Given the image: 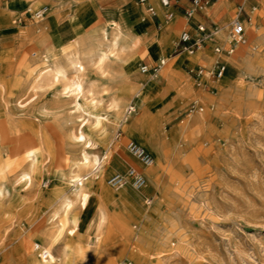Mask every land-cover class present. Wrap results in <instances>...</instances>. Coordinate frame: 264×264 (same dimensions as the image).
Masks as SVG:
<instances>
[{"label":"bare ground","instance_id":"bare-ground-1","mask_svg":"<svg viewBox=\"0 0 264 264\" xmlns=\"http://www.w3.org/2000/svg\"><path fill=\"white\" fill-rule=\"evenodd\" d=\"M25 1L29 12L45 5L46 16L55 14L58 18L70 14L78 16L87 8L86 0L83 5L78 0ZM65 7L71 9L63 13ZM9 11L15 13L13 8ZM235 17L212 30L204 26L202 43L219 39L220 46H227L233 42L229 26ZM13 19L19 27L15 35L17 46L33 41L37 50L19 63L20 60L14 59L15 49L0 48V118L5 120L10 136H21L29 130L36 145L14 155L4 153L7 150L3 151L0 146L1 264H87L91 246L110 239L111 229L124 234L126 241L118 242L114 247L115 258L101 261L116 264L121 251H128L133 257L137 252L128 240L132 236L134 239L135 233L129 224H138L147 215L143 196L148 191L157 192L165 171L170 173L163 166V163H170V152L176 150L180 154L193 147L201 149L200 136L211 121H217L223 102L230 99L234 80L244 78L257 64L251 53L260 44L262 30L253 25L255 39L249 45L247 42L237 45L236 49L243 53L240 59L232 57L235 53L228 56L215 51L218 59L214 62L216 57L206 56L202 48L183 49L175 57L169 53L160 55L159 60L163 59L164 64L153 77L137 69L136 46L140 39L143 40L144 25L151 20L147 12L143 16L120 14L119 18H111L94 28L88 26L95 17L85 20V31L77 37L69 29L61 31L64 41L61 45L55 40L50 41L44 22L22 26L17 23V17ZM238 19L247 34L248 24ZM183 58L193 62L203 60L208 68L213 63V68L223 65L224 71L217 80L223 77L226 65L237 73L225 85L217 82L218 91L210 93L204 86L196 89L201 82L196 81L194 86L189 75L180 70ZM143 75L148 82L142 81ZM158 75L160 81L168 83L169 90L175 89L177 96H184V101L189 104L185 121L169 129L148 112V107L154 104L149 103L151 92L159 82L155 80ZM198 101L205 104V112H199L204 108L195 107ZM140 110L143 113L137 116L135 113ZM133 114L135 117L128 122ZM31 119L36 123H30ZM46 122L56 126L60 122L65 126L60 129L69 145L64 169L56 170L51 162L43 163L54 157L53 145L44 128ZM118 129L133 138L129 141L151 157V162L138 171L143 180L139 187L130 181V168L120 171L126 164L113 155L110 147ZM100 148L104 151L102 156L96 152ZM114 176L119 178L117 183L111 181ZM34 191L35 200L26 202L25 193ZM93 200L97 201L94 212L85 222L80 213L88 209ZM130 214L134 216L129 223L124 215ZM83 222L86 224L81 230ZM11 224L29 237L28 247L19 238L15 245L8 247L6 232ZM125 264L133 263L127 260Z\"/></svg>","mask_w":264,"mask_h":264},{"label":"rangeland","instance_id":"rangeland-1","mask_svg":"<svg viewBox=\"0 0 264 264\" xmlns=\"http://www.w3.org/2000/svg\"><path fill=\"white\" fill-rule=\"evenodd\" d=\"M78 2L83 5L85 0ZM26 5L25 0H0V48L8 46L15 49L14 59L20 60L19 63L24 62L37 50V44L31 41L24 46H17L15 35L19 27L14 24L13 18L17 17V23L23 26L45 22L52 16L45 14L44 20H37L33 17L37 7L29 12ZM10 8L15 10L14 14L10 13ZM22 9L24 10L21 11ZM69 9L71 8L65 7L62 12ZM78 16L85 22L96 17V14L86 8ZM253 25L263 32L260 44L251 53L257 64L244 78L234 80L235 90L232 88L230 99L223 102L217 121H211L200 136L201 149L193 147L180 154L176 150L170 152L171 158L168 160L170 163H163L170 173L165 171L161 177L158 190L160 193L148 191L143 196L142 203L147 212L145 220L133 225L131 221L134 215H124L127 220L129 219V223L131 222L129 227L136 235L134 239L132 236L128 241L137 253L130 257L128 251L119 252L121 255L116 264H125L127 260L133 264H264V9ZM253 25L246 27L248 45L256 37ZM6 38L11 39L1 42ZM202 44L204 46L205 42ZM220 45L222 43L211 45L210 49L204 47L202 49L206 56H215V62L218 59L215 47H219L221 53L225 54L223 50L227 46ZM234 53L232 57L235 59H240L243 55L239 49ZM201 61L205 65V62ZM203 64L190 66L183 72L189 75L194 86L196 81L201 82V85L195 86L196 89L204 86L210 93L218 91L217 82L225 85L237 73L226 65L223 77L217 80L209 73L215 68L214 63L210 68ZM139 65L138 63L137 69ZM197 67L205 69L204 75L198 78L194 72H190V68L195 71ZM146 79L147 77L143 75L144 83L148 82ZM155 80L159 82L157 88L151 92L152 101L149 104L152 102L154 104L148 107V112L166 129L182 124L181 122L186 119L189 105L184 101L185 97L181 98L178 94L180 96L178 98L176 90L172 88L169 90L168 83L160 81L159 75ZM234 91H238L237 94H234ZM175 96L177 98L173 101ZM194 105L196 108H204L199 112H205L206 106L202 101ZM142 113L140 110L135 114L140 116ZM135 114L128 122L133 120ZM60 122L58 126L51 122L44 124L53 145L54 157L52 160L45 159L43 163L47 165L51 162L56 170L66 168L65 157L69 149L61 132L65 126ZM0 123V146H3V151L7 150L4 153L14 155L36 145V139L29 130L21 136H10L3 118H0ZM30 123L35 124L36 120L31 119ZM129 139L133 138L124 135L122 129H118L113 134L110 147L113 155L121 158L126 164L121 172L129 168L141 171L140 166L142 167L143 163L127 148ZM96 152L101 156L104 154L101 148ZM130 181H133L132 177ZM24 196L26 202H32L36 198V192L25 193ZM96 203L97 201L93 200L88 209L80 213L85 222L94 212ZM85 222L82 223L81 230L85 227ZM24 234L17 226L12 224L8 226L6 232L8 247L15 245L19 239H23L25 247H28L31 240ZM101 237L103 239L104 236ZM109 238L107 242L102 240L91 246L89 251L91 258L87 264H105L101 260L116 257L114 247L118 242L126 241L125 235L111 229ZM2 254L3 251H0V264Z\"/></svg>","mask_w":264,"mask_h":264},{"label":"crops","instance_id":"crops-1","mask_svg":"<svg viewBox=\"0 0 264 264\" xmlns=\"http://www.w3.org/2000/svg\"><path fill=\"white\" fill-rule=\"evenodd\" d=\"M86 1L87 8L96 14L94 21L88 28L97 27L110 21L111 18L117 19L120 14H138L143 16L147 12L150 15L151 20L144 25L143 40L141 41L140 39L136 46L139 64H147L149 66L156 64L162 54L169 53L171 57H175L184 51L177 50V44L180 40L178 34L181 35L182 32L189 34L191 40L187 43L189 45L197 39L199 34L197 26L199 24L204 25L208 29H213L236 16L250 26L256 23L259 19V13L264 9L263 0H200L193 14L187 17L185 12L192 7L191 0H168L167 5H162L160 0H149L147 3H138L136 0ZM149 6L153 8V12L148 11L147 8ZM257 11L258 13H256ZM51 15L44 22L45 31H47L50 41L55 40L60 45L64 44L61 34L63 29H69L74 37L84 33L85 25L79 16L70 14L63 18H58L55 14ZM44 18L45 16L37 20H44ZM10 39H2L1 42ZM211 43H205L203 46L201 42L197 49L202 47L210 49L211 45L220 43V40L212 39ZM154 45L155 47H150ZM2 47L11 49L8 46ZM181 64L180 70L186 71L185 69L190 66L203 64V62L201 60L199 62L186 61L183 58V63ZM135 80L138 81L139 78L135 77ZM140 168L142 167L140 166Z\"/></svg>","mask_w":264,"mask_h":264},{"label":"built area","instance_id":"built-area-1","mask_svg":"<svg viewBox=\"0 0 264 264\" xmlns=\"http://www.w3.org/2000/svg\"><path fill=\"white\" fill-rule=\"evenodd\" d=\"M136 1L138 3H147L149 0H136ZM160 3L162 5H167L168 0H160ZM191 3H192V7L187 9L185 12V15L187 17H190L193 14L194 10L196 9V6L200 3V0H191ZM147 9L149 12H153V8L151 6H149ZM46 12H47V7L45 5L41 6L40 8L36 9L33 12V17L35 19H42L45 16ZM197 30L199 33L197 39L194 41V43L189 45L186 42L187 39L189 38V34L187 32H182V34L180 35L179 43L177 44L178 51H181L183 49H188L190 51H193L194 49L198 48V46L202 42L203 33L205 31L204 25L199 24L197 26ZM230 37L233 42H230L225 48V50H223L227 55H232L235 52L238 44H245L247 42V37L245 35V27L237 17H235L231 22ZM215 51L222 52V50L219 47H215ZM163 64H164L163 59H160L156 64L152 66H149L147 64H141L139 67L140 72L147 74L149 73V75L154 77L157 75L159 69ZM223 71H224V66L219 64L209 73L213 77L218 79L222 75ZM190 72L192 73L194 72L198 76L203 74L205 72V69L203 67H197V69H195L194 71V69L190 68ZM127 148L136 158L139 159L141 163H143V165H147L151 162V157L147 153H145L142 149L138 148L135 144H133L132 141H128ZM130 169H131L130 177H132L134 185L138 187L141 186L143 180L139 176L138 171L135 168H130ZM111 181L113 183H117L119 181V178L117 176H114L111 178Z\"/></svg>","mask_w":264,"mask_h":264}]
</instances>
